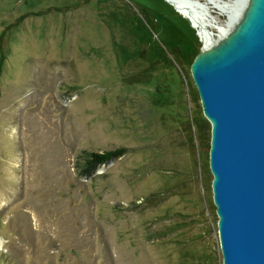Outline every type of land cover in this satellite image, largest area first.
Here are the masks:
<instances>
[{"label":"rangeland","instance_id":"rangeland-1","mask_svg":"<svg viewBox=\"0 0 264 264\" xmlns=\"http://www.w3.org/2000/svg\"><path fill=\"white\" fill-rule=\"evenodd\" d=\"M212 6L229 36L235 4ZM202 22L170 0H0V264H223Z\"/></svg>","mask_w":264,"mask_h":264},{"label":"water","instance_id":"water-1","mask_svg":"<svg viewBox=\"0 0 264 264\" xmlns=\"http://www.w3.org/2000/svg\"><path fill=\"white\" fill-rule=\"evenodd\" d=\"M231 34L191 73L210 122L223 264H264V0H235Z\"/></svg>","mask_w":264,"mask_h":264},{"label":"bare ground","instance_id":"bare-ground-1","mask_svg":"<svg viewBox=\"0 0 264 264\" xmlns=\"http://www.w3.org/2000/svg\"><path fill=\"white\" fill-rule=\"evenodd\" d=\"M177 4L183 6L187 12L194 17L197 22L203 24V20L207 21L213 27L218 30L219 36L214 41L206 40L204 45L201 47V55L208 53V51L213 50L214 47L219 45L221 42L226 40L229 30V21L224 24H219L217 17L209 12V5H214L212 7L218 10L228 13L230 15V10L234 5L235 0H205L206 4L201 3V0H170Z\"/></svg>","mask_w":264,"mask_h":264},{"label":"trees","instance_id":"trees-1","mask_svg":"<svg viewBox=\"0 0 264 264\" xmlns=\"http://www.w3.org/2000/svg\"><path fill=\"white\" fill-rule=\"evenodd\" d=\"M125 152V147H116L103 151H85L82 156L84 161L81 173L90 174L98 166L121 157Z\"/></svg>","mask_w":264,"mask_h":264}]
</instances>
